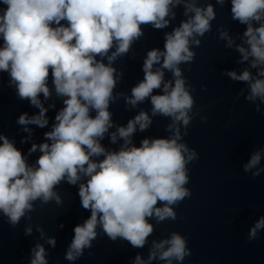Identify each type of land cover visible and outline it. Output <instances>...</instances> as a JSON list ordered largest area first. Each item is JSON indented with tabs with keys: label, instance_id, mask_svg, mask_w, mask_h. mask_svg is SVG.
<instances>
[{
	"label": "clouds",
	"instance_id": "1",
	"mask_svg": "<svg viewBox=\"0 0 264 264\" xmlns=\"http://www.w3.org/2000/svg\"><path fill=\"white\" fill-rule=\"evenodd\" d=\"M225 2L216 0L220 5ZM230 3L232 20L246 26L242 43L235 47L241 55L239 62H249V68L226 75L248 85V101L264 102V0ZM181 4L187 19L165 33L163 50L147 52L143 79L132 87L130 96L115 93L123 73L113 67L114 62L144 35L142 26L168 27L175 19L173 9ZM215 18L213 5L197 6V0H0V73L8 74L21 100L39 109L31 117L21 114L17 123L26 132L31 131L28 125L47 127L48 109L40 96L51 97L50 77L63 102L51 131L44 133L46 142L33 143L29 149V155L40 152L35 164H29L14 142L0 134V213L13 227L23 217L31 219L28 214L36 210V201L41 208L52 201L62 205L55 191L62 182L79 186L80 205L90 212L73 229L65 257L69 261L92 247L97 228L112 241L121 239L133 248H143L154 232L152 219L158 224L177 219L174 207L192 195L185 187L187 166L198 159L194 149L180 142V128L189 126L195 103L194 89L180 65L194 62L192 46H201L198 37L211 31ZM220 38L227 40L226 47L234 46L227 31L220 32ZM154 65L159 67L154 69ZM250 69H257L256 74ZM165 70L172 73V80L164 79ZM156 90L161 94H153ZM120 97L132 107L150 99L152 116L171 118L167 130L172 135L144 138L136 146L132 137L137 129L144 132L152 124L143 110L126 126H116L109 133L114 127L110 105ZM106 135L113 144L123 143L117 150L106 149L101 143ZM260 160L257 151L244 170L250 171ZM260 171L264 169L253 177ZM260 229H264V216L250 229L249 239H256ZM37 231L43 235L41 228ZM31 232L29 226L26 234ZM47 243L54 247L56 240L49 238ZM32 254L31 264H48L43 245L38 243ZM190 255L186 238L173 232L169 239L152 242L148 262L183 264ZM135 264L146 262L137 255Z\"/></svg>",
	"mask_w": 264,
	"mask_h": 264
},
{
	"label": "water",
	"instance_id": "2",
	"mask_svg": "<svg viewBox=\"0 0 264 264\" xmlns=\"http://www.w3.org/2000/svg\"><path fill=\"white\" fill-rule=\"evenodd\" d=\"M208 3L213 5L216 13V18L211 21V31L198 37L200 47L192 46L196 53L194 62L180 65L187 83L194 89L191 95L195 101L189 113L192 116L189 126L180 128V142L194 149L198 159L187 166L189 183L185 187L192 195L174 207L177 219L159 224L152 219L154 232L143 248H133L121 239L112 241L97 228L98 235L92 241V247L85 248L82 256L69 261L65 257L74 236L73 229L77 224H83L90 212L80 205L79 186L62 182L55 189L62 205L52 201L41 208L40 201H36V210L28 214L31 219L23 217L14 227L0 213V264H31L32 249L38 243L45 248L48 264H135L137 255L146 264H165L159 259L148 262L149 250L153 241L169 239L173 232L186 238L191 252L183 264H264V229L258 230L256 239H249L250 229L264 216V171L253 177L254 172L264 169V102L259 99L248 101V85L226 75L228 71L240 74L249 68V62H239L241 55L235 47L242 43L246 26L232 20L230 0L223 5L216 0H197V6L204 7ZM173 11L175 19H171L164 29L142 26L144 35L131 46L128 54L114 62L113 67L123 73L115 93L131 95L132 87L143 79L142 66L147 52L153 48L163 50L165 33L187 19L183 15V4ZM222 31H227L233 38V47H226L227 40L220 38ZM156 67L159 65H154V69ZM250 71L255 75L257 69ZM164 79L172 80V73L165 70ZM49 87L53 89L51 97L44 100L42 94L40 96L48 109L47 127L28 125L31 131L26 132L25 126L17 123L19 116L27 113L31 117L38 114L39 109L28 100H21L15 87L10 86L8 74L0 73V134L14 142L29 164H35L40 155L39 150L29 155V149L33 143L46 142L44 133L51 131L55 115L63 107L51 77ZM153 94L161 93L156 90ZM151 108L150 99L132 107L120 97L110 105L114 127L109 133L115 131L116 126H126L143 110L151 117L152 124L144 132L137 129L133 143L139 146L144 138L170 137L172 133L167 126L172 122L171 118L152 116ZM185 131L187 135H184ZM101 143L106 149L117 150L123 141L113 144L106 135ZM257 151L261 153L259 164L246 172L244 165ZM29 226L32 232L26 234ZM38 227L43 230V235L37 231ZM49 238H55L54 247L47 243ZM173 264L178 262L173 261Z\"/></svg>",
	"mask_w": 264,
	"mask_h": 264
}]
</instances>
